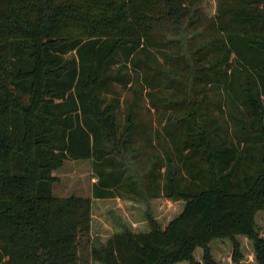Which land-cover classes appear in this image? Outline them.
<instances>
[{
    "label": "trees",
    "instance_id": "1",
    "mask_svg": "<svg viewBox=\"0 0 264 264\" xmlns=\"http://www.w3.org/2000/svg\"><path fill=\"white\" fill-rule=\"evenodd\" d=\"M214 2L205 19L202 0H0V264H76L92 200L141 195L117 144L135 158L134 137L148 148L151 136L112 89L131 83L128 70L141 73L157 108L161 66L167 77L180 71L159 48L169 25L184 23L205 42L192 59L208 66L194 82L217 92L232 133L211 112L197 128L184 102L163 104L184 117L163 125V140L155 133L163 155L151 157L145 191L183 209L164 227L112 235L91 259L215 264L210 246L226 241L230 264H243V242L264 264V0ZM67 160L90 161L92 198L52 195Z\"/></svg>",
    "mask_w": 264,
    "mask_h": 264
},
{
    "label": "rangeland",
    "instance_id": "2",
    "mask_svg": "<svg viewBox=\"0 0 264 264\" xmlns=\"http://www.w3.org/2000/svg\"><path fill=\"white\" fill-rule=\"evenodd\" d=\"M200 8L201 16L205 19L209 18L215 11V2L214 0H202ZM186 25L184 23L181 28L169 25L170 28L165 35L166 44L159 48L161 52L173 60H179L174 61V65L179 64L180 71L179 75L170 73L167 77L166 74L171 69L161 66L165 71L160 77H157L161 80V85L157 88L158 91L154 93L158 98L155 101L157 108L151 107L147 89H143L146 85L142 80L141 73L128 70L131 83L125 88L116 84L113 85L112 90L117 93L123 109L133 108L136 111L138 121L147 128L146 131L151 136L152 147H141L140 137L135 136L131 146L136 151L138 150V156L134 158L135 153L123 151L120 145L123 139L119 140L117 144L120 152L119 159L124 165L126 173L136 179L141 195L134 199L92 200L91 228L89 233L80 239L76 264H97L91 259L92 248L104 245L112 235L126 230L132 233H147L150 231V224L157 223L160 227H164L182 211L184 206L182 201H173L164 197L151 198L146 195L145 191V183H147L145 176L154 161L153 158H159L163 155V146L157 142L155 133H159L160 140H163V125L175 123L184 117L182 113H174L173 109H164L163 104L176 101L184 102L185 114L188 113L189 117L194 116L193 120L197 128L201 123L198 115L203 112H211L217 121V125L224 129L227 128L228 134L232 133L233 126L228 123L226 113L219 111L217 92L205 90L194 82L198 70L208 66V64L199 65L192 59L194 51L202 48L205 42L200 39H193L191 31L186 29ZM205 97L208 99L203 101L202 98ZM118 121L123 128L124 115L118 116ZM230 137L233 138V135ZM52 176L55 178L52 184V195L55 198L65 199L73 196L92 198V185L96 182V177L91 169L90 161L67 160L59 169L53 171ZM260 227L261 232L264 233V226ZM243 247V264H252L250 245L243 242ZM210 248L215 264H230L231 249L229 243L215 241ZM201 254L200 250L196 252V260L201 259Z\"/></svg>",
    "mask_w": 264,
    "mask_h": 264
}]
</instances>
